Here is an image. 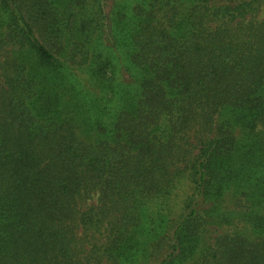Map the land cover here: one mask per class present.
Segmentation results:
<instances>
[{"label":"trees","instance_id":"16d2710c","mask_svg":"<svg viewBox=\"0 0 264 264\" xmlns=\"http://www.w3.org/2000/svg\"><path fill=\"white\" fill-rule=\"evenodd\" d=\"M93 1L0 0V264H264V0Z\"/></svg>","mask_w":264,"mask_h":264},{"label":"rangeland","instance_id":"374dc122","mask_svg":"<svg viewBox=\"0 0 264 264\" xmlns=\"http://www.w3.org/2000/svg\"><path fill=\"white\" fill-rule=\"evenodd\" d=\"M122 1H128V0H122ZM31 0H23V2H21V6L29 9L31 3ZM90 3H88V7H82V8H76V10H74V12L80 16L82 15L84 12H86L87 14H89V16H94L95 14V3L93 0H89ZM107 5L112 3V0H106ZM109 8V6H108ZM107 8V10H109ZM53 13L51 15H49L48 17L53 19V22L50 21H45L46 23L43 24L44 29H55V27L58 24V16L57 14H59V18L61 17H69L71 18V15L68 11H66L64 8H61V10L59 12H57V10H53ZM259 20H264V6L261 8V12L260 15L258 16ZM50 20V19H49ZM51 24L54 25V27L51 26ZM108 36V34H107ZM107 41V40H106ZM83 72L80 71V75ZM83 75V74H82ZM83 77H85V75H83ZM258 129H264L263 127H259ZM176 188L173 189V192H171L170 194H166L164 196V198H160L161 200L158 201H154L153 203L150 204L151 209H149L150 212H152V214L155 217H158V215L160 213L164 214V216L162 217V219H166L167 221L170 222H174L177 219H179L181 213L183 212L184 208H185V200L186 198L193 193L194 191V186L193 183L191 182V178L189 177V173L188 172H183L178 178H177V185L175 186ZM97 201V195H95L90 202L91 203H95ZM227 203L232 206L233 205V199L231 197H227ZM264 211V208H263ZM211 236L207 239L208 242H214L216 236L218 234H222V233H229V232H233L235 230H241L244 234H247L249 236V238H259L260 240L262 239V236L256 232H251V228L250 226L245 223L244 221H240V220H235L232 224L229 225H224L222 227H212L211 229ZM258 239V240H259Z\"/></svg>","mask_w":264,"mask_h":264}]
</instances>
